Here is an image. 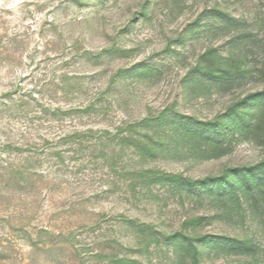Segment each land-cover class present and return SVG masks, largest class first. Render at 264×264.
<instances>
[{"label":"rangeland","instance_id":"374dc122","mask_svg":"<svg viewBox=\"0 0 264 264\" xmlns=\"http://www.w3.org/2000/svg\"><path fill=\"white\" fill-rule=\"evenodd\" d=\"M0 264H264V0H0Z\"/></svg>","mask_w":264,"mask_h":264}]
</instances>
